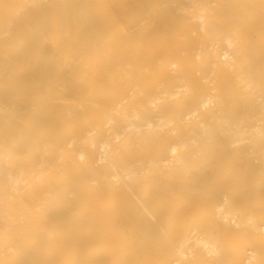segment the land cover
Returning <instances> with one entry per match:
<instances>
[{
    "label": "bare ground",
    "instance_id": "obj_1",
    "mask_svg": "<svg viewBox=\"0 0 264 264\" xmlns=\"http://www.w3.org/2000/svg\"><path fill=\"white\" fill-rule=\"evenodd\" d=\"M0 264H264V0H0Z\"/></svg>",
    "mask_w": 264,
    "mask_h": 264
},
{
    "label": "rangeland",
    "instance_id": "obj_2",
    "mask_svg": "<svg viewBox=\"0 0 264 264\" xmlns=\"http://www.w3.org/2000/svg\"><path fill=\"white\" fill-rule=\"evenodd\" d=\"M32 126V125H31Z\"/></svg>",
    "mask_w": 264,
    "mask_h": 264
}]
</instances>
